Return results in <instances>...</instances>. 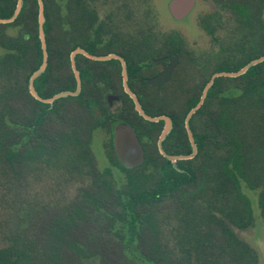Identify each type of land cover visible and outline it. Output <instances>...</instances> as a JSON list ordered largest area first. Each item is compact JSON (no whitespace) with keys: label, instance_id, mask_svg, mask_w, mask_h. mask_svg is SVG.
Instances as JSON below:
<instances>
[{"label":"trees","instance_id":"obj_1","mask_svg":"<svg viewBox=\"0 0 264 264\" xmlns=\"http://www.w3.org/2000/svg\"><path fill=\"white\" fill-rule=\"evenodd\" d=\"M41 1L47 65L33 80V88L48 99L76 90L69 54L74 48H97L102 27L96 26L95 0ZM218 2L235 15L240 37L229 44L215 72L235 73L264 56V0ZM16 4L17 0H0V19H10ZM202 27L210 35L215 32L211 26ZM141 30L138 27V34ZM168 43L177 46L183 41L170 33ZM0 47V163L14 173H51L62 183L82 185L67 209L43 225L41 242L26 237L31 214L24 206L18 208L11 244L0 249V264H70L72 255L90 258L93 255L70 236L82 223H95L120 240L137 255L136 264H258L255 250L235 230L254 224L244 188L256 193L264 224V61L237 77L214 80L197 110L206 120L200 139H195V158L166 160L155 146L156 133L144 146V162L125 169L113 151L110 124L116 121L105 123L109 114L100 87L90 83L76 58V96L44 104L30 95L29 79L43 57L37 0H21L16 18L0 24ZM129 111L132 102L127 100L120 118ZM182 130L176 127L172 132ZM96 131L108 135L103 145L108 165L103 169L97 167L91 148ZM183 133L181 153L189 154Z\"/></svg>","mask_w":264,"mask_h":264},{"label":"flooded vegetation","instance_id":"obj_2","mask_svg":"<svg viewBox=\"0 0 264 264\" xmlns=\"http://www.w3.org/2000/svg\"><path fill=\"white\" fill-rule=\"evenodd\" d=\"M130 1H139L145 4L151 2V0ZM173 1L167 0L166 2L169 19L172 22H181L188 18L198 21L199 27L213 43L216 42L215 32L213 35L208 34L202 27L203 25L216 29L215 25H219L222 11L229 14L235 22V15L229 9H223L219 5V0H192L190 8L186 6L174 7ZM196 4L202 8L195 10ZM152 8L147 7V11L142 14L129 12L124 15L125 20L130 22L128 36L121 33L122 25L126 24L124 20L115 19V14L112 18L99 16L97 12L96 26L102 27L97 48H74L69 54V60L72 52L76 49L83 51L84 54L77 53L74 56V63L76 58V61L86 68L87 74L90 76V83L100 87L101 98L106 103L109 114L104 118L105 123L109 122L110 124V122L116 121L114 125L110 124L112 145L115 127L120 124L129 125L123 120L125 117L132 122L134 127H137L140 139L135 128L129 125L134 129L143 152L144 146H147L146 144L150 143L153 135L157 133L155 146L158 153L171 163H175L179 160L175 162L169 160L159 152L158 148L159 137L167 125L165 119L168 120L169 131L161 141L162 151L170 157L190 156L192 144L187 133L186 126H188L196 151L193 157L186 160L195 158L197 153L195 139L201 137L202 123L206 120V114L197 113L198 108L190 116L186 125L187 115L192 109L187 110L186 108L191 102L197 101L198 103L200 101L205 86L223 61L217 48H192L185 43L177 31L159 32L157 21L160 15ZM138 18L141 20L139 24L137 23ZM138 27L142 28L143 34H138ZM170 33H175L183 43L177 46L170 45L168 43ZM89 35L90 32L86 29V40ZM166 73L169 74L168 78L163 82L160 81V77H164ZM212 86L213 83L205 93L204 100ZM131 96L136 99L146 116L160 119L148 121L140 116L135 110ZM209 98L215 99V89L212 90ZM127 100L132 102V111L123 112L120 118L123 102ZM176 127L183 128L191 153H181L184 148V133L183 130L177 134L172 132Z\"/></svg>","mask_w":264,"mask_h":264},{"label":"rangeland","instance_id":"obj_3","mask_svg":"<svg viewBox=\"0 0 264 264\" xmlns=\"http://www.w3.org/2000/svg\"><path fill=\"white\" fill-rule=\"evenodd\" d=\"M166 2L167 0H151L145 4L130 0H95L93 8L96 9L99 16L112 18L115 14V19L124 20L126 24L122 25L121 33L128 36L130 22L125 20L124 15L129 12L142 14L147 11V7H153L152 9L160 15L157 21L159 32L177 31L185 43L192 48H217L222 59L228 52L229 44H235L240 37L236 35L235 22L225 11L221 13L219 25H215L216 42L213 43L199 27L198 21L188 18L181 22H172L167 13ZM200 8L202 6L196 4L195 10ZM137 23H141L139 18ZM7 32L12 36L15 34L14 30L8 29ZM231 51L239 59V54L234 49ZM2 53L0 47V56ZM107 138L108 135L105 131H96L93 135L91 148L99 169L108 165L103 146ZM81 188L82 185L78 183H62L51 173H14L0 163V249L11 244L10 238L14 229L13 215L18 208L24 206L31 214L26 237L29 240L41 242L43 225L50 222L51 218L61 215L72 200L81 193ZM243 190L252 203L254 224L245 231L235 230V233L255 250L258 264H264V224L259 216L257 196L256 193L245 188ZM104 232L95 223H82L78 227L72 228L70 236L85 248V253L93 256L90 258L69 256L70 264H79L80 262L82 264H136L137 255L135 257L131 255L127 248L120 245V240L112 234H104Z\"/></svg>","mask_w":264,"mask_h":264},{"label":"water","instance_id":"obj_4","mask_svg":"<svg viewBox=\"0 0 264 264\" xmlns=\"http://www.w3.org/2000/svg\"><path fill=\"white\" fill-rule=\"evenodd\" d=\"M37 2H38V32H39V39L41 42V49H42L43 57H42V64L40 65L39 69L37 71H35L29 79L28 90H29L30 95L35 100H37L41 103H44V104H51L54 100H57L59 98H64L67 96H76L80 92V78H79V73L76 69L75 63H74V56L77 53H81V54H84V53L82 50L76 49L74 52H72L71 57H70V66H71V70H72V73H73L75 81H76V90L74 92H69V91L60 92V93H58V94H56V95H54L48 99H42L37 95V93L35 92V90L33 88V80L45 70L46 65H47V54H46L45 39H44L43 30H42V25L44 22L43 4H42L41 0H37ZM191 5H192V0H174L173 1L174 7L186 6L187 8H190ZM20 8H21V0H17L16 8H15V11H14V14L12 15V17L10 19H0V24H7V23L12 22L16 18V16L18 15ZM262 61H264V56L249 62L246 66H244L242 69H240L239 71H237L235 73L219 72V73L213 74L210 81L208 82V84L204 88V91H203V94H202L200 101L188 113L187 118H186V125H187V121L190 118V116L202 104L204 97H205V93L207 92L208 88L210 87V85L213 83V81L216 78H218V77H227V78L237 77V76L243 74L249 67L254 66V65H256ZM168 76H169V74H167V73L164 77L161 76L160 81H162V82L165 81L168 78ZM157 83H159V82H157ZM131 97H132V100H133V103L135 106V110L138 112V114L140 116H142L144 119H146L148 121H157L160 119V118H150V117L146 116L143 113V111L141 110L136 99L133 96H131ZM165 120H166L167 125H166V128L161 133V135L159 137V141H158L159 152L163 156L167 157L169 160H171L173 162H175L176 160H186L188 158L193 157L196 149H195V145L193 143V137L190 133V130L188 129V126H186L187 133L189 136V140L192 144V154L190 156H188V157H183V156L170 157L162 151L161 141L169 131L168 120L167 119H165ZM113 151H114V154L116 156L117 161L125 169H134V168L140 166L144 162L143 148H142V146H141V144L137 138V135H136L134 129L132 127H130L129 125L120 124V125L115 127V129L113 131Z\"/></svg>","mask_w":264,"mask_h":264}]
</instances>
